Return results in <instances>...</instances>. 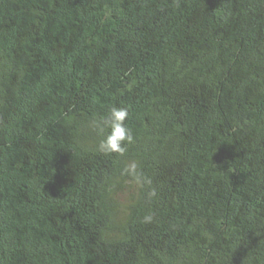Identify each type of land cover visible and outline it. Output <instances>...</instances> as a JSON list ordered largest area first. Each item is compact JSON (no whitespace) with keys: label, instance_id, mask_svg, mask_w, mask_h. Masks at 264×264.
<instances>
[{"label":"trees","instance_id":"obj_1","mask_svg":"<svg viewBox=\"0 0 264 264\" xmlns=\"http://www.w3.org/2000/svg\"><path fill=\"white\" fill-rule=\"evenodd\" d=\"M0 264H264V0H0Z\"/></svg>","mask_w":264,"mask_h":264},{"label":"clouds","instance_id":"obj_2","mask_svg":"<svg viewBox=\"0 0 264 264\" xmlns=\"http://www.w3.org/2000/svg\"><path fill=\"white\" fill-rule=\"evenodd\" d=\"M130 116V110L127 107L113 106L102 121L97 125V130L101 134L102 139L99 142L97 150L104 155L123 156L127 152V147L135 142V137L132 130L127 126V120ZM105 128L108 129L105 134ZM138 165L132 162L125 166L123 174L135 179L137 183L140 182L141 176L137 171ZM153 190L150 196H155ZM153 215L148 214L143 218V223H151Z\"/></svg>","mask_w":264,"mask_h":264},{"label":"rangeland","instance_id":"obj_3","mask_svg":"<svg viewBox=\"0 0 264 264\" xmlns=\"http://www.w3.org/2000/svg\"><path fill=\"white\" fill-rule=\"evenodd\" d=\"M129 194V188H126L124 192L121 194V197H115L116 200L120 203V213H119V219L121 221L126 219V211L127 207L131 204L134 197H127Z\"/></svg>","mask_w":264,"mask_h":264}]
</instances>
